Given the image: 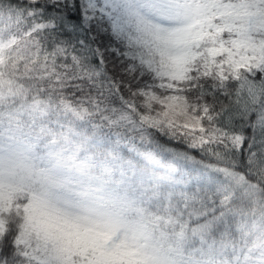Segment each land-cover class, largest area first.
I'll list each match as a JSON object with an SVG mask.
<instances>
[{
  "label": "snow or ice",
  "instance_id": "6c2138e0",
  "mask_svg": "<svg viewBox=\"0 0 264 264\" xmlns=\"http://www.w3.org/2000/svg\"><path fill=\"white\" fill-rule=\"evenodd\" d=\"M0 264H264V0H0Z\"/></svg>",
  "mask_w": 264,
  "mask_h": 264
}]
</instances>
